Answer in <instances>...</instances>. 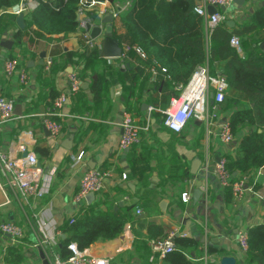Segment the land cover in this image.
Wrapping results in <instances>:
<instances>
[{"label": "crops", "instance_id": "1", "mask_svg": "<svg viewBox=\"0 0 264 264\" xmlns=\"http://www.w3.org/2000/svg\"><path fill=\"white\" fill-rule=\"evenodd\" d=\"M18 2L11 0V5L0 11V17L9 14L8 9ZM259 10H264V0L234 3L227 10V22L234 21L236 29ZM27 16L24 17L25 28L20 31L22 38L18 43L14 39V35L18 34L15 33L18 17L13 16V26L7 24L10 20L2 19V26L7 28L6 40L14 44L12 50L3 52L0 59V97L12 100L15 112L21 115L14 114L12 120L0 125V150L12 158L21 156L17 151L20 146L34 152L43 169L41 186L45 195L34 203L14 200L11 205L0 207V223L12 222L25 231L24 238L17 245H12L8 238L0 235V264H6L5 258L11 251L21 256L20 264H43L39 250L51 264V244L39 246L43 240L39 230L41 223L46 235L57 237L59 244L60 240L68 237L61 233L62 224L94 204H99L103 213L111 211L120 215L125 210H132L136 219L143 220L144 224L164 227L167 236L178 231L186 235L185 238H193L198 243L197 251H190L188 257L194 264H219L220 259L226 256L235 258L236 264H251L237 239L240 232L264 224V167L251 173V183L247 185L250 191L245 193L240 203H236L233 196L227 199L212 172L207 175L202 172L206 161L212 169L224 156L236 154L243 134L230 145L222 144L218 134L222 122H228L229 116L238 108L227 112L220 110L210 127L205 122L192 119L181 134H174L164 126L163 112L171 99L177 97L174 96L176 88L165 77L159 74L153 76L148 70L149 79L143 77L136 81L134 68L125 63L122 67L118 58L104 59L97 69L107 76V81L115 82L107 92L102 93L101 101H95L90 91L89 76L93 71L84 81L80 80V90L71 95L68 74L70 70L81 74L83 63H78L77 57L72 63L63 56L67 52L80 54L86 50L84 32L78 29L68 35H47L36 27L26 30ZM106 17H97L93 22V26L100 27L102 33L109 29V25L103 23ZM112 27L120 38L118 42L122 48L124 44L131 45L121 17L113 21ZM257 47L264 53V41L259 42ZM42 53H45V58L40 63ZM7 59H16L19 67L29 73L31 81L28 87L20 84L18 76L6 78L3 66ZM47 59L56 60L65 67L53 78L58 96H68L61 111L63 117L61 120L57 118L62 123L58 141L47 135L44 125L46 120L53 118L50 116L54 101L50 97L51 86H45L42 77L44 73L45 78L52 79V66L48 72L44 70ZM156 83L159 88H155ZM139 86L142 90L137 94ZM212 104L211 100L210 111ZM124 112L130 113L142 128L140 143L130 148L128 153L119 147L121 124L118 120ZM67 141H71L70 150L64 147ZM80 152H85L84 165L73 167L71 156ZM136 158H140L141 165L135 163ZM197 160L201 165L197 174L192 175V165ZM87 170L112 172V177L107 180L105 189L95 194L90 202L86 199L75 203L80 180ZM123 174L127 175L126 181L121 180ZM204 186L209 190L207 202L202 195L195 203L194 191ZM187 191L191 192L192 199L190 204L185 205L181 194ZM162 203H165L164 210ZM143 204L146 208L141 206ZM127 225L118 237L99 241L87 248V252L97 258H109L111 264H165V258L157 256L152 260L151 240L146 227L140 228L136 224L132 229L130 225V230H127ZM210 248L217 254H209Z\"/></svg>", "mask_w": 264, "mask_h": 264}, {"label": "trees", "instance_id": "2", "mask_svg": "<svg viewBox=\"0 0 264 264\" xmlns=\"http://www.w3.org/2000/svg\"><path fill=\"white\" fill-rule=\"evenodd\" d=\"M81 0H42L41 7L27 16L26 30L36 27L42 34L59 35L73 34L78 30L76 11ZM112 3L126 0H109ZM131 8L121 16V24L126 38L131 45L143 51L147 59L141 60L131 52L124 61L134 68L133 77L140 81L143 77L149 79L147 72L152 65V60L165 69L159 70L171 82L174 88L186 85L196 67L208 62L211 74L218 70L226 78L228 91L220 110L229 111L238 108L228 118L230 131L236 139L243 134L240 146L233 156L226 155V168L232 176V182L246 178L245 183H251V173L264 167V53L257 47L264 41V10L256 11L248 22L236 29L229 30L226 23L216 27L207 39L204 19L194 13L196 0H130ZM11 0H0V11L9 7ZM89 19L97 20L96 13H88ZM10 20L8 25L15 24V18L9 14L0 17V38L7 28L2 26V19ZM114 38H120L112 27ZM233 37H238L241 52L230 46ZM22 38V33L14 35L17 41ZM83 63L82 73L78 75L81 81L90 77V91L99 102L104 96L102 93L114 85V81H107V76L97 69L105 61L100 58L98 49L84 50L80 54L67 52L66 58L74 63ZM65 67L58 61H53L52 79L42 77L45 86L50 87V97L53 100L58 96L54 90V76L63 71ZM43 81V82H44ZM169 84V82H168ZM159 88L156 83L155 88ZM142 90L139 86L137 94ZM174 90V96L179 95ZM128 105V103H127ZM53 111V109H52ZM51 120L59 122L54 116ZM260 131V132H259ZM39 151V150H36ZM48 152V151H46ZM47 154H45L46 156ZM135 157L131 158L134 159ZM135 163L141 165L140 158ZM142 168V166H141ZM140 170L139 172H141ZM236 174V176H234ZM227 199L232 196L231 189H224ZM146 208V205H141ZM67 220L60 227L61 233L68 237L59 241L55 250L63 260L71 257L68 250L70 243H75L78 250L83 251L99 241L115 239L123 233L127 224L131 229L139 224L145 228L150 240H161L167 236L164 227L146 225L143 220L136 219L132 210H125L122 214L111 211L103 213L99 204H94L81 211L70 224ZM248 248L246 256L251 264H264V224L253 227L247 231ZM175 251L167 255L165 264H194L188 257L190 251H197L198 243L193 238H175ZM209 254H217L211 248ZM6 264H20L21 256L16 251H11L5 258Z\"/></svg>", "mask_w": 264, "mask_h": 264}, {"label": "built area", "instance_id": "3", "mask_svg": "<svg viewBox=\"0 0 264 264\" xmlns=\"http://www.w3.org/2000/svg\"><path fill=\"white\" fill-rule=\"evenodd\" d=\"M42 0H19V2L8 9L7 13L19 17L27 16L41 7ZM234 4V0H196L194 13L204 19L207 39H210L214 29L223 23L227 22L228 8ZM132 6L130 0L124 1L122 4L114 5L109 0H81L76 11V20L78 29L83 33L85 49L93 51L99 49L100 38L91 39L90 33L86 31L88 24L93 26V22L89 19L88 13H96L98 17L103 18L112 15L114 20H119L122 14L126 13ZM209 8H214L215 13L210 14ZM224 9V11H222ZM230 46L241 54V45L238 37H233L230 41ZM134 52L141 60H146V54L137 46L124 44L122 55L118 58L124 67V61L129 54ZM3 54V48L0 40V59ZM53 64L52 59H47L44 70L48 72ZM4 74L7 79L13 76H18L22 86L30 85V75L25 69L19 67V62L16 59H7L3 66ZM165 73V69L161 68L155 60H152V65L148 71L156 76L159 72ZM70 84V93L75 95L81 87V81L78 74L71 72L68 74ZM180 93L177 97H173L168 108L163 112L164 126L174 134H181L188 122L192 119L205 122L207 127L212 126L218 118L220 106L223 103L228 91L226 78L220 74H211L208 62L196 67L190 80L186 85H178L176 87ZM213 101L211 111L209 110L210 101ZM68 101V96L60 94L53 101L52 116L59 118L63 117L62 109ZM15 104L12 100L6 97H0V125L9 122L14 117ZM46 129L50 132L53 141H58L62 133V123L53 120H46L44 123ZM140 128L135 119L130 113L124 112L121 122V137L119 147L121 151L130 149L140 143ZM220 142L224 145H230L234 141V137L230 131L229 124L226 122L220 125L218 134ZM17 151L21 154L20 157L12 158L9 154L0 150V207L9 206L14 200L18 202H37L43 198L45 191L41 183L43 177V169L37 167L38 158L34 152L27 150L25 146H20ZM85 152H80L71 156L73 167L84 165ZM204 175L212 172L218 179L221 189H231L232 196L236 203L243 201L245 193L250 191L246 185L245 179L232 182V176L226 168V160L223 158L212 169L209 167V162L206 161L202 168ZM112 177V172L101 170H87L81 180L80 189L74 198L75 203H81L86 200L89 194H99L105 189L107 180ZM122 181L127 180V175L121 176ZM199 190L204 196L205 202L208 200L209 190L207 186L199 187ZM12 195V197H11ZM14 198V199H13ZM191 192L187 191L181 194V201L188 205L191 202ZM140 214V211H137ZM70 224L75 222V217L69 219ZM127 230H130V225H127ZM40 234L43 240L39 242V246H48L51 244V264H111L109 258H97L90 255L87 250H78L75 243L68 245V250L72 253L67 260L61 259L55 248L57 246V237L48 236L44 232V226L41 223L39 226ZM0 235L8 238L12 245H17L24 238L25 231L22 226L12 222L0 223ZM60 232L58 233V236ZM186 235L178 231L172 232L167 237L161 240H151L150 249L152 252V260L155 257L164 259L167 255L175 251V238H185ZM238 244L243 252H246L248 245V234L246 231L240 232L238 235Z\"/></svg>", "mask_w": 264, "mask_h": 264}, {"label": "water", "instance_id": "4", "mask_svg": "<svg viewBox=\"0 0 264 264\" xmlns=\"http://www.w3.org/2000/svg\"><path fill=\"white\" fill-rule=\"evenodd\" d=\"M234 3L238 4V3H243V0H234ZM222 11H224V9H222ZM216 10L214 8H209V13L213 14L215 13ZM113 17L111 14H109L106 18L103 19V23L109 25V29L105 32L102 33V29L100 27H96V26H91L90 24L87 25L86 27V31L90 33V37L91 39H98L101 38L100 40V48L98 50V54L100 56V58L102 59H117L120 58L122 55V47L120 46V43L114 38V34L112 31V24H113ZM16 24H17V29L15 30V33H19L20 31L24 30L25 28V23H24V16H19L16 20ZM226 26L229 29H233L235 26L234 21H228L226 22ZM6 36L7 33L4 34V37L1 39V46L3 48V52H8L11 51L13 48V42L6 40ZM41 61L40 63H43V59L45 58V53H42L41 56ZM70 72H72V70H70ZM14 114L16 115H21V113L19 112H15L14 110ZM122 122V116H119V120L118 123L121 124ZM226 124V121L222 122V125ZM47 135L50 136V132L46 131ZM70 145H71V141H67V146H64L66 149L70 150ZM125 153L129 152V149L124 150ZM201 162L199 160H197L195 163H193L192 165V170H191V174L192 175H196L199 168H200ZM37 167H41V164L38 162ZM131 188H133L131 186ZM202 196V192L198 189H196L193 193V201L196 203L199 201V199ZM94 197V194H89L87 196V201L90 202ZM161 208L164 210L165 208V203L161 204ZM143 217V216H141ZM235 233H238V230L235 231ZM41 259L43 260V264H50L49 261L46 259L43 251L39 250ZM246 255V254H245ZM219 264H236V260L233 257H222L220 259V263Z\"/></svg>", "mask_w": 264, "mask_h": 264}, {"label": "rangeland", "instance_id": "5", "mask_svg": "<svg viewBox=\"0 0 264 264\" xmlns=\"http://www.w3.org/2000/svg\"><path fill=\"white\" fill-rule=\"evenodd\" d=\"M117 3H121V4H122L123 2H115V3H113V4L116 5Z\"/></svg>", "mask_w": 264, "mask_h": 264}]
</instances>
